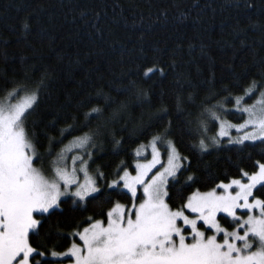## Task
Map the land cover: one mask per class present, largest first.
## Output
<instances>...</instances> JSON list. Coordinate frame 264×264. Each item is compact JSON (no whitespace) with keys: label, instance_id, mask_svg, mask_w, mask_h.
I'll return each mask as SVG.
<instances>
[{"label":"trees","instance_id":"16d2710c","mask_svg":"<svg viewBox=\"0 0 264 264\" xmlns=\"http://www.w3.org/2000/svg\"><path fill=\"white\" fill-rule=\"evenodd\" d=\"M263 90L264 0H0V102L34 97L23 121L34 163L49 164L85 136L102 174L83 203L66 198L34 214L31 263H54L77 233L132 203L110 182L133 171L134 152L156 136L184 162L167 186L172 210L194 192L256 173L264 140L203 148L199 127L210 120L216 131L211 113L241 122L235 98L252 91L251 102ZM253 196L264 201V184Z\"/></svg>","mask_w":264,"mask_h":264},{"label":"rangeland","instance_id":"374dc122","mask_svg":"<svg viewBox=\"0 0 264 264\" xmlns=\"http://www.w3.org/2000/svg\"><path fill=\"white\" fill-rule=\"evenodd\" d=\"M251 96L248 91L234 100L233 110L244 116L241 122L207 115L216 131L210 132V120L199 127L208 142H201L203 148L223 141L241 145L264 140V90L247 102ZM33 102L28 95L17 100L9 95L0 102V168L5 165L19 179L9 197V222L0 232V264H32L34 251L27 239L37 226L34 214L56 209L66 198L83 203L100 189L102 174L91 164V138L70 141L59 157L36 166L23 123ZM183 165L165 136L136 149L133 171L126 168L110 182L126 191L132 203L116 204L105 221L77 233L68 249L52 256V264H264V201L253 196L264 184V166L216 189L194 192L182 208L172 210L166 202L167 186ZM21 185L32 195L29 209L21 205ZM18 213H23V226L14 232ZM220 215L239 225L227 230Z\"/></svg>","mask_w":264,"mask_h":264},{"label":"flooded vegetation","instance_id":"af4514ba","mask_svg":"<svg viewBox=\"0 0 264 264\" xmlns=\"http://www.w3.org/2000/svg\"><path fill=\"white\" fill-rule=\"evenodd\" d=\"M18 182L19 179L13 171H8L5 165L0 168V232L4 231L5 225L9 222V197L14 193V188L17 186ZM19 187L22 189V192L20 193L23 199L21 205L25 209H29L32 202V195L24 188L25 186L21 185ZM22 216L23 213L17 214L14 232L20 230L23 226V223H21Z\"/></svg>","mask_w":264,"mask_h":264}]
</instances>
